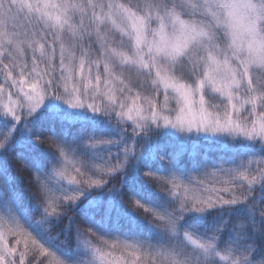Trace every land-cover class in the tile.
Listing matches in <instances>:
<instances>
[{
  "label": "snow or ice",
  "instance_id": "snow-or-ice-1",
  "mask_svg": "<svg viewBox=\"0 0 264 264\" xmlns=\"http://www.w3.org/2000/svg\"><path fill=\"white\" fill-rule=\"evenodd\" d=\"M0 264H264V0H0Z\"/></svg>",
  "mask_w": 264,
  "mask_h": 264
}]
</instances>
